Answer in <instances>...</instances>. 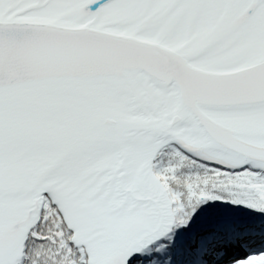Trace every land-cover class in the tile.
<instances>
[{"label":"snow or ice","instance_id":"1","mask_svg":"<svg viewBox=\"0 0 264 264\" xmlns=\"http://www.w3.org/2000/svg\"><path fill=\"white\" fill-rule=\"evenodd\" d=\"M0 264H264V0H0Z\"/></svg>","mask_w":264,"mask_h":264}]
</instances>
